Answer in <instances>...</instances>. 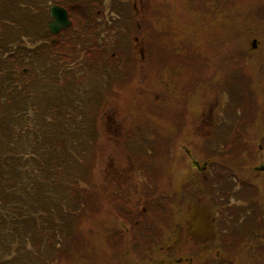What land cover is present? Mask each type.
<instances>
[{
    "label": "rangeland",
    "instance_id": "374dc122",
    "mask_svg": "<svg viewBox=\"0 0 264 264\" xmlns=\"http://www.w3.org/2000/svg\"><path fill=\"white\" fill-rule=\"evenodd\" d=\"M127 1L129 3H132V0ZM127 1L122 2V0H99L96 6L97 8L101 9L102 14H104L107 18L110 17V12L113 15L111 23L109 25V28L111 29H121L124 26V21L127 23L131 22V17L136 22V28L139 31H136V33L130 32V34L125 36L123 39L120 38L119 43L126 42V48L127 50H129L131 58L134 60L132 64L136 63V65H140V67L145 68L146 70L151 66L152 79L150 77V74L148 73L151 79V83L149 82L146 87L151 86L150 89L153 93L152 99L149 94L143 93L137 97L126 100V103L124 102V100H121L119 103L107 101L102 107V112L105 117L102 116L99 120L97 119V121L90 123L92 127H95V131L100 135V137L91 147H88L86 144H84L83 148L81 149L84 150V154L80 153V151H78L75 146L72 147L73 152H71L70 150L69 153L72 156L80 157L82 159V163H76L69 170V172H75L77 175L84 176L82 178L84 180H87L89 176H87L88 174L83 171L84 165L92 164L94 166V169L92 171L95 175V179L98 182H100L102 177L110 175L111 177H114L117 184L123 185V181L129 178L130 175L132 176L131 170L135 167L133 173H137L136 182L139 185H135L137 186V191L139 193L136 192L138 196H133L138 197V201L141 207L142 205L146 206V197H148L149 193H157L159 192V190L165 192L168 186L167 176H170L171 181L173 178H179L178 184L180 185V187H183L184 180H188V182H191L192 180L189 181L190 176H193V174H195L196 177V175L201 174L199 171L190 166V159L188 156L182 157L184 155V152L182 150L185 147H188L190 151L195 152V147H191V145L189 144V139L191 136L187 135L183 123L187 118L189 109H191L190 105L191 101H193V99H191L192 96L195 93H200V91H198V87L201 83H204L206 89H204V91L200 93L198 102H196L195 104V108L198 110L197 113L206 110L210 104H215L214 101L217 89L214 85L207 87L208 78L210 76V73L214 71V69H219L221 71H229L231 70V68L240 69L239 73L235 72L234 82L231 86L225 85L220 88V94L223 93L226 95L227 92H231L234 93L232 95H235L233 98L234 103L230 104V120L234 119L236 114V111L234 110L237 108L240 102H243L241 100L242 98H246L249 94V97L254 102L256 101V90L252 85H248V80H244L246 86L242 83H239L238 81H241L239 79L241 77L245 78L249 76L251 74V71L255 69L254 62L252 61V59H247V55L249 53L255 52H257V55H264V0H241L245 3V5L250 6V8L246 10V17L240 16L242 5L239 3V0H228V4L225 3L227 0H221L220 5L225 6L224 9L228 10L229 15L225 14V16H223L222 18L219 17V20H214L210 16H206L208 17V20L206 21L201 19V12H203V0H188L189 2H186L185 6L184 4H182V0H173V6L170 4L169 0H139L138 2L140 4H138L135 9L132 8V10L130 9V6H125L124 3H126ZM117 2L123 4L118 5ZM145 2L146 6L144 5ZM233 2H237L238 5L236 8L232 6ZM187 4H193V6L195 7V11L186 10L185 7ZM128 8L131 12L128 11ZM173 11H177L179 13V18L170 16L173 14ZM87 12H90V7H88ZM118 13H120V15H118ZM232 15H234L236 18H231ZM230 18L234 22H237V24L235 25L233 30L228 33L226 32V27L227 20ZM118 21H120L122 24L118 25ZM206 23H208V26H206ZM12 31L14 30H9L8 34L12 33ZM250 33L260 34V39H258L259 47L255 51L247 52V48L250 47V40H248V35ZM134 36L138 37L139 40L133 41L131 38ZM117 37L118 36H114V39L116 40ZM111 38L112 37H110V39ZM146 42L148 45H146ZM133 45L138 48V54L136 53ZM141 48H143L144 50L143 54L140 53ZM41 56L44 57L45 60H41V58L36 60V62L39 63V71L46 70V65L49 63L45 55ZM80 62L82 63L76 62L75 65H84L85 71L82 72V74H79L77 77L76 75L78 73L76 72L78 70L72 72L74 76L72 78V82L78 84L80 88L85 89L86 94H88V91H86L88 89V86H94L96 82H98L99 87H102L105 83L103 77L104 68H102L101 66L96 67L95 64H93L91 65L93 69H90L87 66V63H89L90 60L87 59L84 60L83 58H81ZM66 63L68 64V62ZM206 68H208L207 73H205ZM106 72L107 71H105V74ZM48 76L40 78L39 80L41 82V85L46 84L48 93L53 89H55V92L57 90L59 82L60 84L67 83L64 80L60 81V78L58 76L52 75L50 77L49 73ZM156 77L162 82L161 84L157 85ZM64 78L67 80L66 76H64ZM118 79H120L118 80L120 85L124 84V78ZM170 79L172 81L176 80L178 83H180V86L177 93L172 94L170 92L169 94H166V96L164 93L166 99L165 102L167 103L166 109L164 110L165 106H162L157 102V100H159V94L157 92H160L162 90L163 82L169 81ZM192 82L197 83L192 84L189 87L190 83ZM256 82H258V78ZM257 86L259 92L262 93L264 90V85H258L257 83ZM52 87L53 89H51ZM183 96L184 98L182 99ZM228 97L229 95H226L225 97H223L222 101L228 99ZM123 98L124 95L121 94V99ZM70 99L71 96L68 97L69 101ZM57 102L58 96L57 98H55L53 95L49 98L48 101L51 108L49 112L50 117L47 122L48 126H46L45 121L43 127V133L48 135H52L56 131V116L60 115L56 114L54 111ZM235 102H238V104L236 105ZM8 103H12L13 110H16V112L14 113V118L16 120H20L22 126V134L25 135L26 132H31L33 130V123L35 122V120H33L32 113L31 118L26 120L25 117L24 119L22 113L18 110V104L22 103L23 105L22 99L16 96L12 99H9ZM39 104V107L41 109V103L39 102ZM66 106V108L69 109L68 105ZM129 108L133 111L132 113L128 112ZM67 109L66 113L68 112ZM214 109L218 110V108L216 107ZM117 110H123V113H118ZM260 112L262 113V111ZM257 114L258 105L256 104H253L252 107H249L242 113V115H244L247 120L248 118L251 119L250 122L253 123L250 124L253 125L250 126L251 128L256 126L254 118H257ZM151 116H158V118L155 119L156 123L153 125V128L151 127L149 122V117ZM121 118H140V121L144 125L143 130L146 129V132L148 134V137H145V140L142 144L140 140L136 142H128L127 137H125L124 139H120L121 137L117 136L115 138L107 136L108 133L105 132H108L111 129H114L116 133L119 131L120 128L118 127V125L121 122ZM163 118L165 119L163 120ZM124 123H126L127 125H124L123 128L129 126V120H124L123 124ZM24 124H26L27 127H24ZM80 125L81 124L75 122L73 124L74 128L71 131L74 134L76 132H78V134H84L83 131L79 132ZM181 131L182 136H178ZM69 135L71 136V132H69ZM107 138H110L112 140L108 141ZM21 143L19 144L20 148L22 147ZM61 143L64 142L61 141ZM202 143L203 142H201V144ZM22 144L25 145V143ZM174 147H176L178 150L176 152V155L178 156L179 161H184L180 163L184 165H173V157L171 156V154L172 148ZM202 147L207 146L202 145ZM25 149V155L21 156V158L17 153L16 155L19 156L20 160H23V163L33 168L32 162L34 163V160L29 159V156L32 153L30 151L31 148L25 146ZM205 150L210 152V150L207 148H205ZM220 151L222 153L223 147H221ZM180 153L182 155H180ZM191 154L195 157L194 153ZM229 155L233 157L235 163L241 160L250 167L258 162L256 144L253 147L249 145L248 148L247 146L235 148V146L233 145V147H231V149L229 150ZM223 156H225V154H223ZM41 161V165H46L47 162H52L51 158H44L41 159ZM185 163L187 164L185 165ZM79 166L81 167V169L79 168ZM36 167L37 165L35 164V175L39 176L40 174H45V172H41V167ZM174 168L177 169V172L174 170ZM1 170L2 168H0V172ZM4 172H6V176L7 173H9L8 169ZM225 173L227 174L226 170L224 171V174ZM69 175L70 174L68 173V176ZM144 177L148 178L142 180ZM150 178H152L153 182H149V185L154 187V189L150 191L141 190L140 184L142 185V182H146L150 180ZM23 181L24 180L15 179L14 182H16L17 184V190H19L20 188V185L18 184H21ZM185 185L188 187L187 184ZM1 186H5V183H0V187ZM134 188V183L133 185L122 186L124 192L129 194L130 192L131 194L134 192ZM87 189H89V186ZM178 190H180L179 187ZM232 195L233 196L231 200L235 199V206L244 208L242 211L247 210V207L251 211H253L247 202H249V200L251 199L252 201L250 202V204H258L259 201L257 200V195L263 197L259 190H250V187L248 188V190L239 188L234 193H232ZM178 200L179 194L177 195V198L174 202L165 206L162 195L159 199V202L156 199L151 208H149V212L147 211L148 213L144 216L145 219H150V222L142 223H146V225L154 224V230L156 231H160L162 228L164 230L165 227L170 224V216L174 214V210L177 208ZM23 201L26 202L23 204V206L26 209V213H28V216L33 214L38 217L39 209L35 210L29 199ZM70 205H73V203ZM197 207L198 206L192 208L195 210ZM199 207L207 211L206 206L200 204ZM259 209H261V206L259 207ZM14 210V213L18 214V207ZM238 213L240 212L238 211ZM254 213L257 214V222H255V225L262 228L264 226V222H261L260 220L258 221V212ZM253 215L254 214L250 213V215L245 214V216L237 218L235 220V223L237 224L245 219V221H242L240 226L237 228L232 227V223L228 224L230 225V233H228V236L229 240L234 243L236 249L241 255L248 259L254 260V263L250 260H247V263L251 262V264H259L256 263V260H264V246L251 247L240 245V243L245 240L246 232L243 231L248 226L252 225L255 221ZM126 223L129 222L122 219L111 220L109 228L113 229L116 228L117 225L123 226ZM37 226L38 225L34 226V231H37ZM7 227H9V225ZM25 229L27 230L26 235H28L26 240H21V237L18 235H8V232L6 233V237L3 238V233L0 231V260L2 258H5L4 264H45L42 259L48 258L50 256L49 254L54 252L53 246L48 244V240L41 242L40 238L38 239L36 237V240L31 241L30 238L32 228L26 226ZM107 232H110V230H108ZM262 232H264L263 229H261V233ZM248 239L252 240L253 238L248 237ZM245 243L250 244L252 243V241H247ZM6 247H8V249ZM135 248L137 250L132 254H126L121 249L115 251L116 255H114L113 252L110 251V258H105V260L101 258L99 259V263L128 264L129 262V264H146L147 261H150V258L160 255L158 249L151 248L148 244L143 245L139 243V247L138 245H136ZM37 251H39V259L36 255ZM140 252H143V254H141ZM133 254L135 255L134 258H136V261L131 262V257L133 256ZM174 256L178 257L179 253H175ZM50 258L52 259L53 264H58V262H64L63 264H66L67 260L65 259V261H63V257L59 258V260L56 259L57 257Z\"/></svg>",
    "mask_w": 264,
    "mask_h": 264
},
{
    "label": "trees",
    "instance_id": "16d2710c",
    "mask_svg": "<svg viewBox=\"0 0 264 264\" xmlns=\"http://www.w3.org/2000/svg\"><path fill=\"white\" fill-rule=\"evenodd\" d=\"M34 1L35 0H0V26H4L8 20V22L15 28V30L10 34H8L9 30L7 33L0 30V35H6V40L3 44L0 41V49H2V47L12 49L17 44L18 35L27 36V34L23 35L20 32L26 31V29L30 31L29 36L33 39V32H31L33 21L28 20V18L33 16L30 9L34 10L31 6V3ZM39 1L40 3L42 2V0ZM239 1L242 5L240 16L246 17V10L249 9L250 6L245 5V3L241 0ZM24 2L28 3V11H26L27 7ZM169 2L173 6L174 1L169 0ZM186 2L189 1L182 0V4H184V6ZM225 3L228 4V0ZM124 4L125 6H130V9L132 10L131 3L127 1ZM220 4L221 0H203V12L200 11L202 14L201 19L206 21L208 20V17L206 16H210L214 20H219V17L222 18L225 14L229 15L228 10L224 9L225 6ZM237 5V2L232 3V6L235 8ZM185 8L188 11H195L193 4H187ZM96 9L97 7L93 6V12L89 14V17L95 13ZM130 9L128 8L129 12H131ZM72 12L75 13L74 20L83 19L84 16L78 14L77 11ZM118 15H120V13H118ZM170 16L179 18V13L177 11H173V14ZM17 17H19L20 22H22L20 25H18V22L16 21ZM231 18L236 17L232 15ZM231 18L227 20L226 32L228 33L231 32L237 24V22H234ZM88 23L89 22H83L85 29H87ZM17 26L20 31L17 29ZM206 26H208V23H206ZM136 27L137 26L134 20L130 23L124 22V26L122 27L123 29L115 32V34L117 35L119 32L123 31L136 33V31H139ZM89 29L91 30V34L96 31L93 25H90ZM67 31L68 33H64L62 36V42L65 45L68 38V43L73 44L74 48L79 50L83 49V55L76 52H74V56H71L69 52H65L62 55V51H64V47L62 45L58 50L60 53L58 54L56 52L54 57L49 56L48 54L45 55L49 62H52L53 60L57 62V76H60V72L65 71L66 65L64 59H68L67 67L68 71H70L76 62L82 63L80 62L81 58L88 60L89 57L86 51V45L84 46L85 40L81 37L83 31L78 29L77 23H73ZM108 33H112V30L109 28L105 31L104 42L101 45H98L94 52H89V54L93 57L92 59L94 60L95 65L99 63H102L103 65L112 64L113 51L117 52L118 48L121 47L119 38L116 40L114 38L108 40ZM97 38L99 37H96L95 42H97ZM73 47L70 48L69 51L72 52ZM16 58L21 61L18 56H16ZM41 59L45 60L42 56ZM61 59H63V63L61 62ZM21 66H23L22 62H18L14 58H8L9 80L14 83L13 87H16L17 85L15 84L16 80L12 74L14 70L21 68ZM30 69L31 71H35L32 68ZM205 71V73H207L208 68H206ZM48 73L49 75L52 73L51 69L39 71V77L37 78L38 83L36 82V84L29 86L25 89L24 94L19 95V97H24L22 99V112H25L28 115L29 112L33 111L40 116V121H46V126H48L47 122L50 117L49 111L51 109L48 103L49 98L52 95L55 98L58 96L56 111L57 114L60 115L56 116V131L52 135L45 134L43 133L44 125H42L40 131V143L37 141L36 144L34 140L37 139L35 135H33L32 131L26 132L25 134V137L27 138L28 135H32V138L26 139L24 143L25 146L31 148L30 151L32 153L30 154L31 157L29 156V159L34 160V163L32 162L33 168L21 161H18L16 158L18 155H25L26 149L22 144V147L18 149V152H16L12 147L16 143V139H14L12 133H17V124L12 123V121L14 123L16 121L12 120L14 116L9 114L5 121L3 119L5 115L3 113L1 114L2 117L0 118V125L2 120L4 121L3 126H0V151H2L1 149L4 147L12 145L6 151L0 152V163L4 166L2 171L3 176H6V172L4 171L7 169L10 173V175L7 173V178H2L4 179L3 182L5 183V186L0 187V231L3 232V237H6V233L8 232V235H18L21 237V240H26V236L28 235H26L27 230L25 227H31V241L36 240L37 237L38 239L40 238L41 242L48 240V244L53 246L54 252L50 253L48 258H44L43 262L45 264H53L50 257H57V260L63 257V261L67 259L66 264H100L99 259L102 258L105 260V258H110V251L116 255L115 251L121 249L126 254H132L137 250L135 247L136 245L139 246V243L152 246V241L139 232L140 228H137L141 223L140 221L142 220L143 212L137 210L138 214L135 215L136 222H134L133 216H126L124 213L119 214V219H126L130 224H132L129 232L125 231L124 225H117V227L113 229L109 228L111 220L118 219V216L113 211L116 209H124V203L120 204V201L125 199L126 202H130L132 201L131 197L128 198L127 194L123 195L114 184L104 183L102 181L98 182L94 177L95 175L92 171L94 166L92 164L84 165L83 171H85L86 174H88L87 176H89L87 180L82 178L84 176L77 175L75 172H69V170L76 163H80L82 160L80 157L72 156L69 153L70 150L73 152L72 147L74 146L79 151L81 142L75 138V136L73 137L72 135H69L70 126L73 125L74 119L71 120L72 118H69V116L68 119H66L67 114L62 113V109L64 102L68 100L69 96H71V99L70 101L68 100V108L71 109L72 107H76L77 103L75 99H77L78 95L77 84L72 81H68V88H66V83L60 84L59 82L57 90L55 92H53L55 89L50 90L48 93L46 84L41 85V82L39 81L40 78L48 76ZM59 78L60 81L64 80L67 82L64 77L60 76ZM156 82L157 85L162 83L157 79V77ZM177 83L178 82L176 80L172 81L171 79L166 82L164 81L160 93H162V95L170 92L172 94L177 93L180 86V83H178V85ZM212 83L213 81L210 80V84L208 83V85L211 86ZM204 89H206V87L204 83H201L199 86L200 93H202ZM39 102L41 103V109L39 107ZM83 103L84 102L81 100V105ZM3 106L4 105L0 104V108ZM83 107L85 108L84 110L90 109V104L85 103ZM67 128L68 131L66 130ZM9 132L12 133L9 135ZM141 132L142 135L148 137L146 130ZM11 141H13L12 144ZM61 141L64 142L65 145L64 143H61ZM140 142L141 144L143 143L142 140H140ZM88 147H91V145L89 144ZM16 153L18 155H16ZM44 158H51L52 162H47L46 165H41L40 161ZM35 164L37 165L36 168H42L41 172H45L44 175H35ZM79 168L81 169L80 166ZM68 173L71 176H68ZM15 179L24 180L21 184H18L20 185L19 190L16 189L17 184L14 182ZM88 186L89 189H87ZM136 192L138 191L134 189L132 195L136 194ZM26 199L30 200V203L35 210L39 209L38 217L33 214L28 216V213H26V209L23 206V204L26 203L23 200ZM72 203L73 205H70ZM16 205L19 209L18 214L14 213V209L17 208ZM8 225L9 227H7ZM35 225H38L37 231H34ZM259 228V226L248 228L245 236L256 239ZM108 230H110V232H107ZM140 235L142 236V240ZM63 263L58 262V264Z\"/></svg>",
    "mask_w": 264,
    "mask_h": 264
},
{
    "label": "flooded vegetation",
    "instance_id": "af4514ba",
    "mask_svg": "<svg viewBox=\"0 0 264 264\" xmlns=\"http://www.w3.org/2000/svg\"><path fill=\"white\" fill-rule=\"evenodd\" d=\"M37 1V0H36ZM56 0H48L49 4L47 7H49L50 4L56 3ZM42 6L46 5V0H42ZM71 0H66V8H68L71 5ZM35 5V4H34ZM36 10L37 14H40L41 11L45 12L46 8L41 9V3L40 1L36 2ZM34 21L36 23L35 27V34L33 36V39L31 41V44L27 45L25 42L21 44V47L18 51L14 50L12 52L13 55H17L19 59L22 61V67L15 72L16 74H12L15 78L17 85L16 87H13L14 83L10 82L9 80V68H8V57L4 50L0 49V92L3 91V93H15L17 95L24 94V91L29 86H32L36 84L37 78L39 77V63L36 62L37 57L41 58V55H49L54 57L55 53L58 52L57 46L60 44H57L58 38H56L54 35L50 33L47 27V20L41 19L40 16H36L34 18ZM86 21H89L91 25H95L97 29H104L105 26L103 25L104 18L103 17H93V18H87ZM40 22H45L44 28L41 27ZM7 26H2L0 30H7ZM2 35V36H1ZM0 35V41L3 42L6 40L5 35ZM85 43H86V37L83 36ZM260 34L257 33H250L248 35V40H250V47L247 48V52H252L257 50V47L259 46V40ZM54 40V41H53ZM253 40L257 41V44H254V46H257L255 48H252ZM98 42H101V39H98ZM68 38L67 43L65 44L63 50L68 51L69 48ZM141 51V49H140ZM141 53V52H140ZM247 59H252L254 62V70L251 71V74L247 77H241L239 78L241 81H238L239 83H242L245 85L244 80H248V85H252L257 93L256 101L254 102L250 97L249 94L246 98H242L241 100L243 107L249 108L252 107L253 104L258 105V114L257 118H254L256 122V128L258 132V141H257V152H258V166H264V90L262 93L258 90V85H264V55H257L256 53H249L247 55ZM34 69L35 71H31V69ZM53 68V61L50 65V69ZM122 67L120 66L118 69V78H124V87L126 89L127 95L129 97L127 99H130V95L133 93H136L138 91V86L135 84L137 81L139 85L141 86L144 84L147 86L149 84V74L146 72L143 76L139 75L138 78L135 76V73L131 68H129L126 71H122ZM150 68V67H149ZM256 71V72H255ZM149 72V71H148ZM235 72H240L239 68H235L231 70L221 71L219 69H216V71L212 74V81L213 85L215 87L219 86H225L229 85L231 86L234 82ZM32 74V75H31ZM38 74V75H37ZM115 77V76H114ZM116 78V77H115ZM258 78V82H256ZM120 80V79H119ZM237 82V83H238ZM116 84L119 86L118 79L116 78ZM246 86V85H245ZM231 93V92H230ZM229 92L226 93V95L230 94ZM248 93V92H247ZM199 93H195L192 96L193 101L191 102V113H187V118L184 121L183 125L185 126V130L187 132V135H190L189 144L191 147H195V150L198 151L201 148L209 149L213 153H221L220 149L222 147L221 140L219 139H213L217 137H228L229 140L226 142V149L230 150L233 145L236 147V145L241 148L246 146L245 144V136H241L238 140L235 139L236 136H239L240 132H235L234 127L240 126V129H246L251 123V119L247 118L244 115H241L240 117H237L236 119L230 120L227 119V114L230 113V104L234 103L233 98L234 97H228V99H225L221 102H219V93L217 91L216 93V101L215 104H211L209 108L204 110L201 114H196V108L195 104L198 102ZM21 99H23V96H20ZM116 96H114L115 100ZM184 96L182 97V99ZM181 99V101H182ZM2 103H5L6 99H1ZM23 101V100H22ZM108 100H102L100 103L103 105ZM126 103V101H125ZM237 105L238 102H235ZM249 104V106H248ZM167 103L165 102V108L166 109ZM218 108V110H215L214 108ZM18 110L22 112V103L18 104ZM262 111V113L260 112ZM3 110L0 108V118L2 117ZM119 113V112H118ZM165 114V113H164ZM163 114V115H164ZM33 120L35 122L33 123V135H35L37 140H34L35 144L37 141H39V115L33 112ZM105 115H101L100 118ZM236 116V115H235ZM31 118L30 115H28L27 120ZM99 118V119H100ZM136 118H121L120 124L118 127L120 128L119 131L116 133L114 129L109 130L108 133L109 136L112 137H121L124 136V134L131 133V128H128L126 126L123 128L124 125H127L126 123L123 124L124 120H133ZM165 118H163L164 120ZM237 120V121H236ZM3 121L0 126H3ZM171 121V120H170ZM169 121V122H170ZM172 122V121H171ZM130 126V125H129ZM24 127H27L26 124H24ZM104 133V134H105ZM26 134V133H25ZM182 136V131L178 136ZM16 138H19L22 143H24V134H21L20 130L18 134L15 136ZM120 138V139H121ZM201 142H203L201 144ZM13 141H11V144ZM21 143V144H22ZM207 143V145H206ZM233 144V145H232ZM23 145V144H22ZM207 146V147H202ZM210 145V146H208ZM200 147V148H199ZM5 150H7L6 147H4ZM202 149V150H203ZM182 150V149H181ZM184 155L182 157L188 156L190 159V165L192 168L199 171L201 174L196 175L193 174V176H190L189 181L184 180L183 187H180L178 184L179 178L177 179H170V176H167L168 186L165 192H162L163 200L166 205H169L170 203L174 202L175 196L179 194V200L177 204V208L174 210V214L170 216V224H168L165 229L163 228L160 231L153 230L147 237L152 241L153 245L149 247L158 249L160 252V255L155 256L153 258H150V261H147L146 264H251L254 260L248 259L246 257H238L233 256V243L229 240L228 233H230V230L227 226L228 221L230 219V214L232 212V207L234 204L232 203V187L231 183L232 180L235 181V183L243 184L247 180H252L251 184L254 185V183L259 182L261 184V188H259V192H261L262 196L257 195L259 198V204L258 206H261V209H259L260 212V220L264 222V170L261 172V175L258 176V173L253 178H233L232 176H228L229 178L223 179L221 181H215L209 179L211 165L210 161H208V154L210 152H199L196 154V157H192L190 150L188 147H185L183 150ZM222 153L225 154V157L227 158V161L229 163H233L234 159L231 157L228 153L222 151ZM180 155H182L180 153ZM176 161L173 162V165H184L179 161L178 156L176 157ZM187 163H185L186 165ZM213 165V164H212ZM0 166L4 169V166L0 164ZM135 169V167H134ZM131 170L132 176L130 175L129 178L123 181V185L117 184L114 177H111L110 175L102 177L100 181L104 183H110V184H117L119 186H125V185H133L134 183V189H137V186L135 184H138L137 181V173L133 174V170ZM228 174H232V167L226 166ZM174 170L177 172V169L174 168ZM195 177V178H194ZM148 177H144L142 180L147 179ZM235 179V180H234ZM1 183H3L4 179L0 178ZM149 182H153L152 178L146 182H142V185L140 184L141 189H147L152 190L154 187L149 185ZM209 183L211 184V188H209ZM187 184L188 187L185 185ZM139 185V184H138ZM191 185V186H190ZM178 187L180 190H178ZM191 188V189H190ZM158 189V188H157ZM138 196V195H137ZM134 196L132 203L127 202L125 205L127 208L120 209V210H114L113 212L118 216L119 214H129L126 216H133L134 222H136L135 215L138 214V211H141L143 213L147 212L148 207L150 206L147 201L145 202V205H142L140 207V203L138 201V197ZM147 200V198H146ZM202 204L207 207V211L199 207V205ZM198 206L195 210L192 207ZM138 210V211H137ZM203 210V211H202ZM126 221V219H122ZM142 222H150V219H145L142 217ZM130 223L124 224L125 231H130L131 229ZM264 231V226L262 227ZM144 245V244H143ZM251 247H262L264 246V232L261 233V230L259 231L257 235V240L253 241L250 245ZM133 247V245H132ZM139 247V246H138ZM143 254V252H140ZM179 253V256L175 257L174 254ZM135 255L131 257V262L136 261V258H134ZM247 260H250L251 262L247 263ZM168 261V262H167ZM263 261V262H262ZM5 263V258H2L0 260V264ZM254 263V262H253ZM256 263L264 264L263 259L256 260ZM129 264V262H128Z\"/></svg>",
    "mask_w": 264,
    "mask_h": 264
},
{
    "label": "water",
    "instance_id": "95a60500",
    "mask_svg": "<svg viewBox=\"0 0 264 264\" xmlns=\"http://www.w3.org/2000/svg\"><path fill=\"white\" fill-rule=\"evenodd\" d=\"M49 15L51 17L49 28L54 33H57L60 29L66 27L70 23L67 12L61 7L51 6Z\"/></svg>",
    "mask_w": 264,
    "mask_h": 264
}]
</instances>
